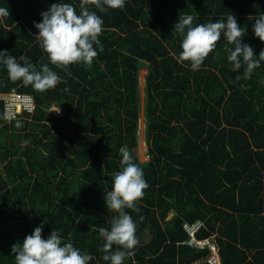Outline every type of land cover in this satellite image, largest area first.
<instances>
[{"label": "trees", "instance_id": "1", "mask_svg": "<svg viewBox=\"0 0 264 264\" xmlns=\"http://www.w3.org/2000/svg\"><path fill=\"white\" fill-rule=\"evenodd\" d=\"M58 2L0 0L9 9L0 16V50L18 60L24 56L38 69L48 64L61 77L54 88L39 92L11 81L0 65V94L16 89L36 102L33 115L7 121L0 95V264H15L12 246L45 219V238L56 229L92 255L89 264H109L102 258L99 228L110 229L118 216L107 208L105 193L113 186L111 174L121 170L124 145L149 185L138 210L125 209L140 235L124 264L205 258L210 248L184 242L189 234L183 222L197 218L207 226L197 233L200 238L219 225L224 264H264V60L244 79L245 68L234 70L228 61L226 45H233L222 36L193 70L190 61L178 59L182 37L174 31L181 15L207 23L233 14L243 43L259 55L264 41L252 25L264 14V0H125L107 11L89 3L103 19L100 45H94L98 55L91 65L67 68L51 64L35 37L34 22ZM65 2L79 12L80 0ZM144 68L151 159L141 162L135 148ZM59 106V113L50 112ZM171 210L174 216L166 219Z\"/></svg>", "mask_w": 264, "mask_h": 264}, {"label": "clouds", "instance_id": "2", "mask_svg": "<svg viewBox=\"0 0 264 264\" xmlns=\"http://www.w3.org/2000/svg\"><path fill=\"white\" fill-rule=\"evenodd\" d=\"M124 2L125 0H80V10L77 12L73 4L60 0L43 11L42 20L34 22L39 30L35 37L48 54L51 64L62 68L73 63L91 65L98 55L94 45H100L103 19L86 5L94 3L97 8L107 11L109 8L123 7ZM8 14L9 9L0 7V16ZM254 21V33L264 41V14L255 17ZM174 31L182 37V51L178 54V59L190 61L193 70L200 67L222 36L229 45H233L231 48L226 45L228 61L234 70L245 68L244 79L250 78L254 69L264 60V51L257 55L250 44L243 43V28L233 14L226 18L220 17L215 22L209 19L207 23H199L197 16L191 14L181 15L174 25ZM0 65L6 67L11 81H21L24 86H31L39 92L54 88L61 80L59 74L48 64H43L38 69L26 57L21 56L18 60L6 49L0 50ZM53 110L57 113L61 111L60 106L53 107L50 112ZM17 126H20V121H17ZM119 151L122 167L111 174L113 186L105 193L107 208L117 212L118 216L113 218L110 229L99 228V236L104 240L100 249L105 253L102 258L109 264H124L128 257L134 255L132 250L138 242L136 223L125 209L138 210L136 202L144 196V189L149 186L143 168L135 162L128 146H122ZM45 223L47 219L35 227L22 244L18 242L12 246L15 264H89L93 259L92 255L74 246L71 239L65 241L56 229L45 238ZM113 245L118 246L115 251H112Z\"/></svg>", "mask_w": 264, "mask_h": 264}, {"label": "built area", "instance_id": "3", "mask_svg": "<svg viewBox=\"0 0 264 264\" xmlns=\"http://www.w3.org/2000/svg\"><path fill=\"white\" fill-rule=\"evenodd\" d=\"M3 99H5V114L7 117H16L17 113L26 109V110H33L34 100L33 97L24 92H19L16 89H13L12 91L2 95ZM203 225L202 222L196 221L193 223H184V227L190 234V242L194 244H201V246H204L203 243H201V240H197L195 238V233L201 228ZM208 261L210 264H223L221 262V259L218 254L212 253L208 256Z\"/></svg>", "mask_w": 264, "mask_h": 264}, {"label": "crops", "instance_id": "4", "mask_svg": "<svg viewBox=\"0 0 264 264\" xmlns=\"http://www.w3.org/2000/svg\"><path fill=\"white\" fill-rule=\"evenodd\" d=\"M142 70V69H141ZM143 70H145V73H147V70L144 68ZM146 74L143 76V79H144V84H145V81H146ZM146 85V84H145ZM146 87V86H145ZM145 97H146V92H145ZM139 98H140V88H139ZM139 101H140V99H139ZM145 109H146V98H145ZM31 114H24L22 117H25V116H27V117H29ZM144 135H145V141L147 142V148H148V155H149V142H148V140L146 139V125H145V133H144ZM139 138V137H138ZM141 141L139 142L138 141V146L135 148V153L137 154V156H138V160L139 161H141L140 160V158H139V153H138V148L140 147V145H141ZM140 149V148H139ZM140 151H141V149H140ZM145 161H148V160H145ZM145 161H141V162H145ZM217 206H220L219 205V203H217L216 204ZM174 214H175V211H173V210H171L169 213H168V215H167V217H166V219H171L173 216H174ZM161 220V222H163V220H162V218H160ZM196 221H199V222H202L203 223V225L201 226V228L200 229H202V228H206L207 226H206V223H205V221L203 220V219H201V218H197L196 220H194V221H188V220H185L184 222H183V228L186 230V228L184 227V223H186V222H188V223H193V222H196ZM222 226V225H221ZM220 226V227H221ZM218 228H219V225L217 226V229L214 231V233L212 234V235H210V236H208V237H205V238H200V237H198V235H197V233L199 232V230L195 233V238L197 239V240H201V243H203L204 244V246H201V244H194V243H191L190 242V234H189V232L186 230V232L189 234V238L186 240V241H184L185 242V244H189V245H191V246H194V247H196V248H206V247H208V248H210V253L208 254V256L210 255V254H212V253H216V254H218L219 255V257H220V259H221V262L223 263V261H222V258H221V254H220V252H219V245H218V242H217V235H218ZM208 229V228H207ZM139 233H137L136 232V237H137V239L139 238ZM146 238H148V237H146ZM252 255H253V253H251V255H250V257H252ZM208 256H206L205 258H202V259H200V260H197V261H195L194 263H191V264H201L202 262H209L208 261ZM249 257V258H250ZM224 264V263H223Z\"/></svg>", "mask_w": 264, "mask_h": 264}, {"label": "rangeland", "instance_id": "5", "mask_svg": "<svg viewBox=\"0 0 264 264\" xmlns=\"http://www.w3.org/2000/svg\"><path fill=\"white\" fill-rule=\"evenodd\" d=\"M146 69V68H145ZM147 70V69H146ZM147 74L145 73V70H140L139 72V88H140V101H139V105H140V119H139V129H138V135L140 137V141L142 142L140 145V149L138 148V153H139V158L141 161H145V160H150V155H148V148H147V142L145 141V125H146V132H147V124H146V110H145V92H146V81L144 84V79L143 76ZM146 78V77H145ZM2 97V93L0 94ZM33 115V114H31ZM30 115V116H31ZM139 145V144H138Z\"/></svg>", "mask_w": 264, "mask_h": 264}, {"label": "bare ground", "instance_id": "6", "mask_svg": "<svg viewBox=\"0 0 264 264\" xmlns=\"http://www.w3.org/2000/svg\"><path fill=\"white\" fill-rule=\"evenodd\" d=\"M6 93H8V92H6ZM6 93H3V95L6 94ZM28 94H30V93H28ZM31 96L33 97V95H31ZM33 100H34V105H35L33 110L24 109V110L18 112L16 117H11V118L7 117L6 114H5V119H7V121H11V120L19 118L21 115L23 116L24 114H33L35 112V110H36V102H35L34 97H33Z\"/></svg>", "mask_w": 264, "mask_h": 264}]
</instances>
